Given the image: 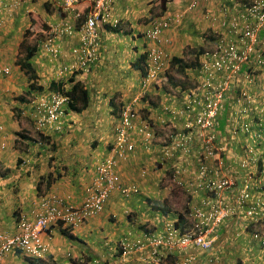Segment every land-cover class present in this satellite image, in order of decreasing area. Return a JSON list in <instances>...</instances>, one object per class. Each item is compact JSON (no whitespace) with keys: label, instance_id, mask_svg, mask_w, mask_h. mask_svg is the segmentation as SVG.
I'll return each mask as SVG.
<instances>
[{"label":"crops","instance_id":"0c3cea01","mask_svg":"<svg viewBox=\"0 0 264 264\" xmlns=\"http://www.w3.org/2000/svg\"><path fill=\"white\" fill-rule=\"evenodd\" d=\"M133 3V0L115 1V10L123 17L125 16L119 27L120 32L105 31V35L101 32V47L97 61L88 71L76 74L90 93L89 108L82 113H68L61 120L59 130L39 131L37 136L33 134V130L36 131L37 128L32 119L33 105L30 100H36L47 94L51 95L52 82L60 80L67 89L70 88L69 78L72 75H61L59 69L63 65L70 66L74 63L75 51L80 48L82 42L77 32L72 37H59L57 43L62 53L57 59L43 49L42 40L38 41V45L26 42L28 45L38 47L31 60L37 76L33 82L36 87H42L43 91L35 89L29 96V101L26 96L24 106L19 100H14L13 93L18 91L24 80L26 93L32 84L17 64V55L23 41L22 27L28 29L32 24L28 14L35 11L40 13L42 10L46 12L42 18L49 27L43 31L44 37L51 30L50 26H62L69 20L62 19L64 16H61L60 9L56 8L57 6L62 8L63 0H0V59L3 65L12 68V75L1 80L0 90V125L3 126L1 139L6 144V148L0 150V230L15 232L19 215H33L39 200L46 196L64 199L73 206L82 205L86 198V189L97 179V168L113 154L112 146L115 141L119 111L125 104L136 98L138 92L140 93L142 73L132 64L138 61L137 57L142 54L147 45L143 34L148 29V25H144L148 20L143 23L144 21L136 19L139 15L149 18L152 13L148 6L140 5L139 0H135V7L131 8ZM184 3H186L185 0ZM201 3L203 6L190 13L183 11L185 7L180 1H176L174 7L173 4L171 5L174 8L172 14L175 22L166 32L165 39L170 40L166 48L172 60L173 58L183 59L189 50L193 52L206 46L205 38L212 26L209 22L212 19H207L203 14L204 8L215 15L218 13L220 15L226 7H234L232 0H208ZM45 4L49 5V9L45 8ZM51 5L56 8L53 14L47 12ZM178 5L182 11H179ZM239 10L236 7L234 11ZM138 12L140 14H137ZM179 18H182V21ZM73 24L77 25V22ZM175 25L178 26L174 27ZM262 36L264 40V31ZM191 73L196 76V72L191 71ZM255 73L257 80L254 84L239 81L226 98L225 107L219 115L215 129L216 148L219 149V153L213 159H206L201 140H194L196 148H194L195 143L191 145L192 153L179 156L175 154L176 157L168 159L162 154L178 135L188 134V130L183 128L184 120L174 118L183 105L185 94L190 91L188 89L193 88L196 79L192 86L183 83L175 87L176 93L185 91L182 93L181 105L178 104L180 101L175 95L170 98L168 93L161 90L162 86L157 83L152 85L147 92L150 99L142 100L140 104V109H144L143 118L154 126L152 127L154 133L155 130L166 129L164 126L168 127V125L172 131L164 132V135L163 132H159V141L163 142L154 143L157 141L154 139L151 144L145 143L138 132H132L135 150L126 154L125 158L117 160L115 171L121 184L135 191L129 193L128 198L117 190L112 193L103 213L91 218L79 228L67 229L74 239L65 237L61 233L64 226L60 224L51 226L44 235V240L50 247L49 252L44 260L35 261V264H152L148 250L142 254H135L133 257L119 256L118 242L125 233L133 241L164 233L166 224L158 228V233H147L143 226L148 219H142L140 223H145L141 225L139 221L144 218V213L146 217L152 213L156 214L155 218L158 222L170 220L171 215H165L170 212L171 207L167 201L163 206L162 201L167 195V192L163 191V188H167L162 183V177L177 171L181 175L184 171L186 178L184 186L187 187L189 184V189L203 190L201 185L206 182L200 178L196 168L198 162H201L200 159L207 160L214 171L221 168L223 176L234 180L235 186L223 192L222 196L225 206L235 210V213L216 230L218 240L210 251L189 250L187 252L196 255L195 264H264V247L260 243V238L255 239L257 233L264 235V207H259L264 203V139L257 141L254 136V132L258 130L257 123L264 119V69ZM190 77L188 73V79ZM242 90H246L251 95L250 104H239L241 102L237 96ZM13 107L21 110L25 107V116L28 119V123L25 124L27 137L24 134L21 138L19 137L20 123L17 118L16 121L13 119L15 113ZM243 125L251 126L250 134L242 129ZM41 136L47 138L44 140L46 143H42ZM23 138L25 140L20 142ZM250 150H253L260 159L256 165L253 163L245 166L244 159L249 156ZM204 155L205 158H203ZM154 163L161 166L157 169L158 177L152 176L151 170H148L149 172L144 170L145 167L156 168ZM49 175L52 176V185L50 189H47ZM39 183H42L41 191H38ZM245 183L251 186L252 198L247 201L245 207H239L237 197ZM139 191L140 194H138ZM205 192L203 190L204 194L197 193L193 196L195 205L200 206L198 209H206V203L214 198V195L206 196ZM146 204L151 207L148 208ZM157 204L167 212L155 213L153 207ZM250 207L258 208V216L255 218L247 215ZM128 211L132 213L134 220L137 217V228L134 224L131 225L129 218L126 221L123 220L122 213ZM158 214L161 216L159 217ZM180 220L179 218L174 222L179 223L178 226L182 228L183 226L180 225H186L184 223L187 222L184 220L185 222L182 223ZM195 222L198 221L195 220ZM182 229L186 230V228ZM116 243L114 248L113 245ZM110 251L112 255H109ZM70 252H72L71 256ZM114 254L118 255L116 259L112 258ZM184 255L185 253H180L166 257L174 262ZM143 257L149 260L144 261ZM7 261L11 264H33L20 252L10 253ZM167 261L166 264H173L172 261Z\"/></svg>","mask_w":264,"mask_h":264},{"label":"built area","instance_id":"2783aa9c","mask_svg":"<svg viewBox=\"0 0 264 264\" xmlns=\"http://www.w3.org/2000/svg\"><path fill=\"white\" fill-rule=\"evenodd\" d=\"M236 7L241 10L237 14L225 11L231 18L230 35L222 37L213 50H208L204 54V64L202 68L203 80L201 83V94L187 97L184 107L180 110L181 116H191L192 119L186 121L185 129L188 134L178 135L174 144L164 150V156L168 159L174 154L192 153L191 145L195 141H202V150L206 154V159H213L219 149L216 148L215 128L219 114L223 109L225 94L232 85L241 79L244 67L254 70L264 67V43H261L260 33L264 30V0H232ZM90 11L86 14V19L79 32L82 48L77 56V61L60 69V74H72L79 70L86 71L97 59L99 46L98 28L112 20L114 0H87ZM81 4V0H63L65 12L79 19L81 14L76 8ZM197 6L195 1L189 7L190 10ZM171 18H164L155 22V28L149 29L146 38L151 43L147 53L146 74L141 82L142 89L145 90L158 76L165 70L168 55L163 49V33L169 28ZM58 26H52L51 32L47 35L44 49L53 57H58L60 48L56 41L65 34H72L74 27L66 22ZM263 52V53H262ZM11 69L0 65V79L9 76ZM250 77V75H249ZM138 98L126 105L121 112L120 124L116 130V141L113 154L105 160L98 168L96 181L86 189V198L82 205L73 206L64 199L46 196L41 199L36 212L32 215H20L16 224L15 232L0 230V264H11L7 261L10 253L20 252L30 259H43L49 252L50 247L44 240V235L48 229L59 222L65 226L79 227L87 220L100 214L104 206L116 190L128 195L132 191L121 184L115 168L118 159L125 158L126 154L134 151L135 145L132 140V132L140 122V114L136 108ZM35 111L32 119L38 131L59 130L60 123L67 114L69 99L61 94L44 95L40 99L33 101ZM264 135V123L261 125ZM139 132L145 134L146 140L152 139L153 135L145 123L140 126ZM3 127L0 126V150L6 148L5 142L1 139ZM261 138V135H257ZM195 146V145H194ZM251 156L244 159V165L255 164L258 155L251 150ZM205 158V155L204 157ZM198 171L200 178L206 183L202 184L203 190L214 195L213 199L206 203V209H196L192 214L198 222L194 230H183L174 223L165 225L163 234H156L144 237L134 243H123V257L129 255L150 252L152 264H166L167 255L184 254L173 264H195L197 257L189 250L210 251L218 240L215 234L218 227L234 215L235 210L227 208L223 201L222 193L233 188L235 182L221 174V168L214 169L209 164L199 162ZM179 172L171 175V181L177 186H184V182L178 178ZM251 196V186L245 183L241 189L237 204L243 207ZM263 206L262 203L259 207ZM251 218L258 216V208L251 207L247 211ZM255 238H260L264 246V237L256 234ZM146 254V253H145ZM144 261H147L142 258Z\"/></svg>","mask_w":264,"mask_h":264},{"label":"rangeland","instance_id":"374dc122","mask_svg":"<svg viewBox=\"0 0 264 264\" xmlns=\"http://www.w3.org/2000/svg\"><path fill=\"white\" fill-rule=\"evenodd\" d=\"M177 1H180L181 3H183L184 4V6H185V4L187 3V1H186V3H184V0H177ZM133 5L132 6H130L131 8L133 7H135V0H133ZM139 3H140V5H142V4H144V6L146 7V6H148L149 7V9H151V11H152V17H159V16H161V12H160V3H159V0H158V2H156L155 0H139ZM138 3V4H139ZM179 6V5H178ZM186 7V6H185ZM57 8V10L58 9H61V11H59L60 13H61V16H63V15H66L65 14V12L62 10V8L61 7H56ZM56 8H54V7H52V5L50 6V10H47V12H51L52 14L56 11ZM179 8H180V10L179 11H182V9H181V7L179 6ZM146 9V8H145ZM184 11V10H183ZM170 12H171V10H170ZM45 13L46 12H44L43 10L40 12V13H38V11H35V13H31V14H28L29 15V19L30 20H32L33 22H34V24L32 23L31 24V28L33 29L32 30V34H30L28 37H27V43H30V44H32V45H36L35 43H37V45H38V41L40 42L41 40H43L44 39V36H43V27L44 26H46V27H49V25H47V23H45V21H44V19L42 18L44 15H45ZM206 13H207V11L205 10L204 12H203V14L204 15H206ZM137 14H140L139 12L137 13ZM117 15L119 16V18L121 19V21L123 22V18L125 17H123V15H121V14H119L118 12H117ZM70 17H72L71 15H69ZM145 18L146 17H142V16H140L139 15V17H137V19L136 20H141L143 23H145ZM62 19H65V17H62ZM180 19V21H182V18H179ZM128 18H127V23H128ZM147 20V19H146ZM26 22H24V24H25ZM179 23V22H178ZM177 23V24H178ZM173 24H174V22H173ZM39 25V26H38ZM144 25H150V22L148 23V22H146V24H144ZM210 25H211V23H210ZM209 25V26H210ZM23 26H25V25H23ZM38 26V27H37ZM173 26V25H172ZM176 26H178V25H175L174 27H176ZM210 28V27H209ZM22 30H23V37L25 36V31L27 30V29H25V28H23L22 27ZM105 31H108L107 29H104L103 31H102V35H105ZM205 36H206V34H205ZM206 39V42H207V44H206V46H205V48L204 49H206V48H209L210 46H212L213 45V43H214V37L212 36V33H211V30L209 29V31H208V36H207V38H205ZM169 40V39H168ZM24 55H25V51H24V49L23 48H21V46H20V48H19V54L17 55V60H19V59H21L22 60V58L24 57ZM182 59V58H181ZM183 59H185L186 60V62H194V59H195V57H194V54H192V53H188V54H185V57L183 58ZM171 63H172V61L171 62H169V65L167 66V68L165 69V71H164V73L163 74H161V76H160V79L157 81L158 82V84L160 85V86H162V89L161 90H163L164 92H166V93H168V95H170V98H172V96H176L177 97V100L178 101H180V102H178V104L179 105H181V103H182V101H183V92H182V90L180 91V93H176V92H174L175 91V87L176 86H179V85H181V84H189V86H192L193 85V81L195 80V78L194 79H190L192 76H194V77H196L195 76V74H192V73H190L191 71H188L189 72V74L191 75V77L188 79V73L186 72L185 74L184 73H182V72H179L178 71V69L177 68H174L173 66H171ZM193 72V71H192ZM22 77H23V75H22ZM21 78V77H20ZM197 88H199L198 86H197ZM174 89V90H173ZM18 91H16V92H14L13 93V95L15 96L14 97V100H19L22 104H24V106H25V99H27L26 98V96H28V101H29V96L30 95H28L27 93H26V91H25V80L21 83V85H20V87L17 89ZM27 90V89H26ZM178 90H180V89H178ZM178 92V91H177ZM139 93V92H138ZM179 94V95H178ZM160 98H162V97H160ZM148 99H150V97H149V95L147 94L146 95V97H145V99H144V101H147ZM13 111H15V113H14V120L16 121V118H17V120H18V122L20 123L19 124V127H18V129L20 130V133H19V137L21 138V135L22 134H24V136L25 137H27V134H26V131H25V124H27L28 123V119H26L27 117L25 116V107H24V109L23 110H21V109H18L17 107L15 108V107H13ZM140 112H141V115L142 116H144V109H141L140 110ZM28 127V126H27ZM166 129H163V130H161V131H157V130H155V133H154V138L157 140V141H154V143H156V142H163V141H159V136H158V134H160L159 132H163L162 134L164 135V132H171L172 130V128H170L169 127V125H168V127L167 126H164ZM28 133H30L29 131H28ZM31 134V133H30ZM33 134H35V135H37L38 136V134H39V132H37V130L35 131V130H33ZM168 138H166V140H167ZM23 140H25V138H23V139H21V141L20 142H22ZM154 140V139H153ZM142 141H143V139H142ZM170 143V142H169ZM145 144V143H144ZM164 145H168V143H163ZM163 154V153H162ZM180 154H181V152H180ZM164 157V156H163ZM20 163V162H19ZM154 165H156V163H154ZM157 167L156 168H154L153 166H151V169H148L147 167H145L144 168V170H145V172H149L148 170H151V172H152V176L154 175V176H156V177H158L157 175H158V173H157V169L159 168V167H161L160 166V164H158L157 163V165H156ZM196 168H198V166L196 165ZM176 169V168H175ZM184 174H185V172L184 171H182V174L180 175L179 174V176H180V178H178L179 180L181 179L183 182L185 181L184 179H186L185 178V176H184ZM223 175V174H222ZM195 176V175H194ZM162 179V183H164V185H165V187L167 188V189H165V188H163V191L165 192H167V195H166V197H164V199L162 200L163 201V206H164V204L166 203V201L168 202V204L170 205V207L171 208H169V210H170V212H168L167 213V215H165V216H170L171 215V218H170V220L168 219V220H160V222H158V220L155 218V216H157L156 214H154V213H152V212H150V213H152V215H150L148 212V214H149V217H146V215H145V213L142 215L144 218H141L140 219V221H139V224L141 225V224H143V223H145L146 222V224L143 226L144 227V230L148 233V232H152V233H158L159 232V227H162V226H164L165 224H168V223H175V224H179V223H177V222H174V221H176V220H178L179 218H184V220H186V222L187 223H185L186 225H180V226H183L182 228H186V230H192L193 228H194V226L196 225V223L197 222H195V218L193 217V213L195 212V210L196 209H198V208H200V206L199 205H195L196 204V202H195V199H194V197L193 196H195L197 193H199L198 195H200V194H204V193H202L203 192V190H200V188H198V189H196V188H193V189H189L188 187H190V185L188 184V186L186 187V186H177L175 183H173L172 181H171V175H167L166 177H162L161 178ZM193 183H195V180H193ZM205 191V190H204ZM134 194V193H133ZM138 194H140V191L138 192ZM208 192L206 191L205 192V195L206 196H208ZM131 195V194H130ZM209 195H211V194H209ZM121 196V195H120ZM122 197V196H121ZM124 197L125 198H128V195L127 196H125L124 195ZM123 197V198H124ZM39 202H40V200H39ZM146 206L149 208V206L150 205H148V204H146ZM156 207H153V210L155 211V213H157V212H160V213H165V212H167L166 210H163L162 209V207H161V205H155ZM151 207V206H150ZM144 211H145V207H144ZM132 213L130 212V211H128V212H124V214L122 213V215L121 216H123L124 218H123V220H125L126 221V219L127 218H129V220H130V222L132 223L131 225H135V227L137 228V225H136V222H137V217H135V220H134V218L132 217V215H131ZM125 215V216H124ZM120 216V217H121ZM158 216L160 217L161 215L160 214H158ZM147 220V221H145V222H143V223H140L141 221H143V220ZM122 220V219H121ZM124 221V222H125ZM108 228V227H107ZM162 229V228H161ZM136 230H138V229H136ZM144 231V232H145ZM145 232V233H146ZM132 234H134L135 235V233H132ZM131 239V240H130ZM142 239V238H141ZM135 241V240H134ZM134 241L132 240V238L127 234V233H125V234H123V238L118 242V249H119V251H120V254H119V256H121V254H122V244L125 242V243H128V244H130V243H134ZM117 245V243L115 244V245H113L114 246V248H115V246ZM112 251H110V253H109V255L111 254H113V253H111ZM147 254V253H146ZM72 255V252H70V256ZM118 256V255H117ZM117 256L114 254L113 256H112V258L113 259H116L117 258ZM129 256H134V254L133 255H129ZM144 259L145 260H149L148 258H145L144 257ZM164 260H170V261H172L169 257H167L166 259H164ZM177 261V260H176ZM176 261H174V263L176 262ZM73 262V261H72ZM130 262H131V260H130ZM173 262V261H172Z\"/></svg>","mask_w":264,"mask_h":264},{"label":"clouds","instance_id":"9594fccd","mask_svg":"<svg viewBox=\"0 0 264 264\" xmlns=\"http://www.w3.org/2000/svg\"><path fill=\"white\" fill-rule=\"evenodd\" d=\"M115 1L116 0H114V4H113V11H112V20H110L109 22H107V23H105V24H101L100 26H99V28H98V33H99V46H98V50H97V59H98V57H99V51H100V47H101V32L104 30V29H107L108 30V28H106L107 26H110V27H113V28H115V27H117L118 25H120L121 23H122V21H121V19L119 18V16L117 15V10H115V7H114V5H115ZM187 1V0H186ZM197 2V6L195 7V8H193L192 10L193 11H195L196 9H198V7L200 8V6H203L202 5V3L201 2H207L208 0H189V1H187V3L185 4V8L183 9V10H186V12H189L190 13V11L191 12H193L192 10H190L189 9V7H190V5L192 4V3H194V2ZM244 0H241V2H243ZM233 2V1H232ZM160 3V2H159ZM205 7H207V6H205ZM211 7V6H210ZM210 7H208V8H210ZM240 9V8H239ZM62 10L64 11V9H63V6H62ZM76 10H77V12H79L80 14H81V16L82 17H80L79 19H75V16L74 15H72V14H70V13H67V12H65V14L67 15V18L68 19H66V21L67 20H69V19H72V18H74V19H72L73 20V22H76V21H78V20H81V23L78 25H74L73 24V22H69V21H67V22H69L75 29H74V32L72 33V34H65V35H63V36H69V37H72V36H74V35H76V32L79 34V30H80V28H81V26L83 25V23H84V21H85V18H86V14L90 11V5H89V3L87 2V0H81V4L76 8ZM231 11L234 15L235 14H237L238 12L237 11H234V10H236V5L234 4V7L233 8H225V10L219 15V13L218 14H216L215 15V13H212V12H209V11H207V13H206V17H207V19H212V21H209L210 23H211V28H210V30H211V33H212V36L214 37V43H213V45L212 46H210L209 48H206V49H204L205 47H203V48H201L200 50H203V52L200 54V56H199V65L196 67V68H193V69H189V70H187L186 72L187 73H189L188 71H193V72H196V77H194V76H192L193 78H195L196 80H195V82H194V85H193V88H191V89H188V90H190L189 92H187L186 94H185V96H184V101H183V105L179 108V110H178V112L175 114V120L176 119H181V120H184V124H183V128H184V130H186L185 129V124H186V121H188V120H191L192 119V117L191 116H186V115H184V116H181L180 114H179V112H180V110H182V108L184 107V105H185V102L187 101V97L188 96H192V95H200L201 94V92H202V90H201V83H202V80H203V72L201 71L202 70V68H203V64H204V54H205V52H207L208 50H213L214 48H215V46L217 45V43H218V41L222 38V37H224L225 35H230L229 34V30H230V28H231V26H230V23H229V21H230V17H229V14L230 15H232L231 13H227V14H225V11ZM205 11V8L203 9V12ZM174 11H173V9L171 10V12H170V9L168 8V11L165 13V14H162V17L160 18V20H162V19H164V18H171V22H170V25H169V28L167 29V30H165L164 31V33H163V45H162V47H163V49L166 51V53H167V55H168V60H167V64H166V67H165V69L167 68V66L169 65V62H171L172 61V58H171V55L169 54V52H168V50H167V48H166V46L170 43V40H168V39H165V34H166V32L171 28V26L173 25V22H175V19H174V17H173V13ZM69 15H71L72 17L70 18V16ZM159 21V20H158ZM212 22L214 23V24H212ZM50 27H52V26H50ZM149 29H147L146 31H145V33L143 34V37L145 38V40L147 41V45H146V47H145V49H144V51L142 52V54L140 55V56H138L137 57V59H139V58H141L142 56H144L145 55V57H146V59H145V62H144V65H143V68H144V74L142 73V76H141V81H140V93H138V96L136 97V98H134V99H137L138 98V105L136 106V108H137V110H138V112H139V114H140V122H142V123H145L147 126H148V129L150 130V132L152 133V135H153V137H152V139H150V140H146V136H145V134H143V133H141V132H139V129H140V126L142 125V123L140 124H138V126L135 128V131L136 132H138L142 137H143V139H144V141H145V143H147V144H151L152 143V141H153V139H155L154 138V131H153V129H152V127H150L148 124H149V122L148 121H146L143 117L144 116H142L141 115V112H140V104H141V102H142V100H144V97H145V95L147 94V92H149L148 90H149V88L152 86V85H155L156 83L158 84V80L160 79V76H161V74H163L164 73V71L158 76V78L155 80V81H153L145 90H143L142 89V86H141V82L143 81V78L145 77V74H146V66H147V58H148V53H147V51H148V49H149V47L151 46V43L149 42V40L146 38V33H147V31H148ZM109 31V30H108ZM264 31V30H263ZM51 32V30L50 31H48V34ZM47 34V35H48ZM43 36H44V34H43ZM79 37H80V35H79ZM46 38H47V36L46 37H44V39L42 40V47H43V49H44V44H45V41H46ZM58 40V39H57ZM80 40H81V38H80ZM56 43H57V41H56ZM57 45L59 46V48H60V54L58 55V57L61 55V53H62V51H61V47H60V45L57 43ZM81 48H82V43H81V46H80V48L79 49H77L76 51H75V60H74V63L77 61V56H78V53L80 52V50H81ZM45 50V49H44ZM46 51V50H45ZM195 51H198V50H195ZM58 57H54V59H57ZM97 59H96V61H97ZM185 60V59H184ZM96 61H94L90 66H89V68L96 62ZM74 63H71L70 65H72V64H74ZM0 65L1 66H3V67H9L10 69H11V73H10V75L9 76H6V77H2L1 79H0V90H1V88H2V85H1V80L3 79V78H8V77H10L11 75H12V68L10 67V66H5V65H3L2 64V62H1V59H0ZM64 67H66V65H63L61 68H64ZM60 68V69H61ZM88 68V69H89ZM60 69H59V73H60ZM88 69L86 70V71H88ZM262 69H264V67L263 68H260V69H256V70H254V69H252V68H248V67H244V69H243V72H242V75H241V79L239 80V81H241V82H243V81H246V83L247 84H254V82H255V80H257V78H256V73L255 72H257V71H261ZM85 71H83V70H79V71H77V72H74V73H72V74H69V76L70 75H74V74H81V73H84ZM191 73V72H190ZM249 75H250V77H249ZM238 81V82H239ZM236 82V81H235ZM235 82H234V84L232 85V87H231V89L225 94V98H224V104H223V106L225 107V104H226V98H227V96H228V94L229 93H231L232 91H233V88H234V85H235ZM197 86L199 87V88H197ZM185 91L183 90V93H184ZM52 94H56V92L55 91H53L52 92ZM57 94H60V93H57ZM61 95H63V94H61ZM237 98H238V100H239V102H241V103H239L238 102V100H237V102L239 103V104H245V103H248V104H250L251 102H252V98H251V95L246 91V90H242L239 94H238V96H237ZM133 99V100H134ZM132 100V101H133ZM33 101L34 100H30V103L33 105ZM131 101V102H132ZM130 102V103H131ZM130 103H128V104H130ZM128 104H125L122 108H121V110L119 111V115H118V118H119V120H118V123H117V126H116V129H115V141H116V130H117V127L119 126V124H120V120H121V112H122V110H123V108L126 106V105H128ZM224 107H223V109H224ZM35 108V106H33V109ZM223 109L221 110V112L223 111ZM67 114L68 113H70L71 111L69 110V107H68V109H67ZM220 112V113H221ZM67 114H66V116H67ZM220 115V114H219ZM65 116V117H66ZM219 119V118H218ZM34 121V120H33ZM35 123V122H34ZM264 123V119H263V121H259L258 123H257V125H258V130L256 131V132H254V136H255V139L257 140V141H260V140H262V139H264V135L262 134V128H261V125ZM217 124H218V120H217ZM35 127H36V125H35ZM216 127H217V125H216ZM216 129V128H215ZM242 129L243 130H245V132L246 133H248L249 132V134L251 133V126H249V125H243V127H242ZM37 130V129H36ZM38 131V130H37ZM134 131V132H135ZM39 132V131H38ZM41 132V131H40ZM188 132H189V130H188ZM257 135H261L262 137L261 138H258L257 137ZM178 137V136H177ZM132 140H133V137H132ZM115 141H114V146H115ZM176 141V140H175ZM175 141L173 142V143H171L167 148H169L172 144H174L175 143ZM133 142H134V140H133ZM134 145H135V142H134ZM195 148H196V143H195V146H194ZM114 148V147H113ZM166 149V148H165ZM164 149V150H165ZM135 150V149H134ZM164 150H163V152H164ZM134 152V151H133ZM130 154V153H129ZM248 154H249V156H247V158L248 157H250L252 154H251V150L248 152ZM163 156H164V153H163ZM164 158H166L165 156H164ZM259 159L260 158H258V161L254 164V165H256V164H258V162H259ZM199 163V162H198ZM197 170H198V168H197ZM200 175V174H199ZM226 177V176H225ZM230 179V178H229ZM233 180V179H232ZM234 181V180H233ZM110 198V197H109ZM42 199V198H41ZM41 199H40V201H41ZM108 201V200H107ZM40 203V202H39ZM107 203V202H106ZM246 204V203H245ZM39 205V204H38ZM105 206H106V204H105ZM105 206H104V209H105ZM243 207H245V205L243 206ZM251 208V207H250ZM104 209H103V211L101 212V213H103L104 212ZM264 210V209H263ZM248 211V210H247ZM100 213V214H101ZM100 214H98V215H100ZM97 215V216H98ZM20 216V215H19ZM33 216V215H32ZM96 217V216H95ZM19 218V217H18ZM18 218H17V220H16V224H17V221H18ZM94 218V217H93ZM90 220V219H89ZM88 221V220H87ZM86 221V222H87ZM85 222V223H86ZM84 223V224H85ZM57 224H60V225H62V226H64V228H66V229H68V228H70V229H73L74 227H69V226H65L62 222H59V223H57ZM84 224H82L81 226H83ZM175 224V223H174ZM177 227H179L178 226V224H175ZM53 226V225H52ZM81 226H79V227H81ZM222 226V225H221ZM79 227H76V228H79ZM51 228V227H50ZM49 228V229H50ZM48 229V230H49ZM258 234V233H257ZM256 235V234H255ZM261 236H263L264 237V235L263 234H260ZM141 239V238H140ZM255 239H257V238H255ZM139 240V239H138ZM137 240H135L134 242H136ZM261 243V245H262V242H260ZM263 246V245H262ZM264 247V246H263ZM122 249V248H121ZM122 256H123V249H122V254H121ZM47 256V255H46ZM27 258V257H26ZM28 260H30V262H35V261H38V260H44V258L43 259H37V260H34V259H30V258H27Z\"/></svg>","mask_w":264,"mask_h":264},{"label":"trees","instance_id":"16d2710c","mask_svg":"<svg viewBox=\"0 0 264 264\" xmlns=\"http://www.w3.org/2000/svg\"><path fill=\"white\" fill-rule=\"evenodd\" d=\"M155 1L158 2V0H155ZM176 1L177 0H159V2H160V12L162 14H165L168 11V8L170 10H172V9L174 10L173 7H174ZM172 4H173V7H171ZM45 8L46 9H49V5L48 4H45ZM60 11H61V9H60ZM162 14H161V16L156 17V18L155 17H152V16H150L149 18H147V17L145 18V20L146 19L148 20L147 21L148 23L150 22V25L148 26V29L155 28L154 27L155 26L154 24H155L156 21L160 20V18L162 17ZM60 15H61V13H60ZM151 15H152V13H151ZM63 16L65 17L66 15H63ZM65 18H67V17H65ZM72 19H74V18H72ZM72 19H69V22H73ZM76 22L79 25L81 23V20H78ZM32 23L34 24L33 21H32ZM31 27H29L25 31V33H24L25 36L23 37V41L21 43V48L24 49L25 55L22 58V60L19 59L17 61L18 66L25 72V75L30 79V81H32V84H30L29 89H28V92H27L28 95H32V93H33V91L35 89H39L40 91H43V88L42 87H40V88L39 87H36L35 84H34V82H33V80H36L37 76H36V73H35V69L33 68L32 64H31V60H32L33 56H35L38 47L37 46H31V45H28L26 43L27 37L30 34H32V30L33 29ZM119 27H120V25H118L115 28L110 27V26H107L106 28H108L109 31H113L115 33H119L120 32ZM46 28L47 27L44 26L43 27V30H45ZM262 32L263 31H261V33H260V39H261L260 42L261 43H264L263 36H262ZM202 52H203V50H198V51H194L193 50V52H192V50H189L188 53L194 54V57H195L194 62H186V60L181 59V58H173L172 63H171V66H173L174 68L177 67V69H178L179 72H182V73L185 74L187 70L196 68L199 65V56H200V54ZM145 59H146V57L144 55L141 58H139L137 62H135V63L132 64L133 67L136 70H139L143 74H144L143 65H144ZM69 82H70V88H68V89L66 88V85H64L62 82H60V80H59V82H52L51 83V86H50V90L51 91H55L56 93L63 94L64 96H66L69 99V110L71 112H73V113H82L83 111H85V110H87L89 108V105H90V93H89V91H87L86 88H84L82 81L77 78V75L76 74L72 75L69 78ZM46 96H48V94ZM34 111H35V108L33 110H31V114H33ZM148 125L150 127H154L150 122H149ZM0 126H2V125H0ZM1 138H2V135H1ZM46 139L47 138L45 136H41L42 143ZM44 143H46V142H44ZM112 147H114V144H113ZM177 155L179 156L180 153L177 154ZM174 157H176L175 154L171 158H174ZM200 160L202 162L208 164V161L207 160H205V159H200ZM51 178H52L51 175H49L48 178H47V186H46L47 189H50V187L52 185V179ZM41 185H42V183H39L38 191H41V189H42L41 188ZM180 219H181L180 221L182 223L185 222L184 221V218H180ZM61 233L65 237H70V238L74 239V236L71 235V234H69L68 233V230L66 228H62ZM32 263L35 264V262H32Z\"/></svg>","mask_w":264,"mask_h":264}]
</instances>
